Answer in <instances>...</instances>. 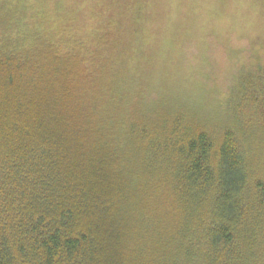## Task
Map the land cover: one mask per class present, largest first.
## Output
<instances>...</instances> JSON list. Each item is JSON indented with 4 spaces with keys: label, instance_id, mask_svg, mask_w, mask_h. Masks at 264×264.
<instances>
[{
    "label": "trees",
    "instance_id": "trees-1",
    "mask_svg": "<svg viewBox=\"0 0 264 264\" xmlns=\"http://www.w3.org/2000/svg\"><path fill=\"white\" fill-rule=\"evenodd\" d=\"M131 3L0 0V264H264L263 63L206 113L126 57Z\"/></svg>",
    "mask_w": 264,
    "mask_h": 264
},
{
    "label": "rangeland",
    "instance_id": "rangeland-1",
    "mask_svg": "<svg viewBox=\"0 0 264 264\" xmlns=\"http://www.w3.org/2000/svg\"><path fill=\"white\" fill-rule=\"evenodd\" d=\"M68 1L76 3L82 11L80 18L85 28L89 20H108L116 2ZM120 2H132L128 14L136 21L137 28V34L133 32L136 40L125 50L126 57L139 71L155 76L159 87L176 93L187 91L195 95L188 96L196 100L204 95L198 100L205 103L202 104L206 113L217 109L213 100L223 102L233 88L236 89V77L241 74L243 65L254 59L264 65V0ZM130 26L132 24L127 21L119 24L123 30ZM139 57L143 61H138ZM221 114L224 113L218 111V115ZM242 118L244 121L246 116ZM251 121L247 119L246 128L258 130V142L255 140L252 145L253 152L255 150L258 155L261 153L259 146L264 150V133L258 127V119H254L255 124Z\"/></svg>",
    "mask_w": 264,
    "mask_h": 264
},
{
    "label": "bare ground",
    "instance_id": "bare-ground-1",
    "mask_svg": "<svg viewBox=\"0 0 264 264\" xmlns=\"http://www.w3.org/2000/svg\"><path fill=\"white\" fill-rule=\"evenodd\" d=\"M58 122V121H57Z\"/></svg>",
    "mask_w": 264,
    "mask_h": 264
}]
</instances>
